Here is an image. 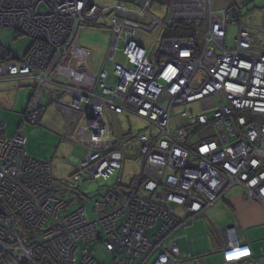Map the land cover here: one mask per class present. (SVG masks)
Returning <instances> with one entry per match:
<instances>
[{"label": "built area", "instance_id": "built-area-1", "mask_svg": "<svg viewBox=\"0 0 264 264\" xmlns=\"http://www.w3.org/2000/svg\"><path fill=\"white\" fill-rule=\"evenodd\" d=\"M132 2L138 9L92 0H0V29L32 41L24 58L0 61V81L36 83L25 121L35 125L45 105L54 103L73 126L84 123L77 140L86 155L73 181L116 177L114 185L100 189L105 195H85L94 220L84 207L65 214L71 202L56 187L51 164L31 158L23 129L9 138L0 118V264H42L44 257L50 264H101L88 249L95 243L113 256L112 264H188L192 257L180 252L176 234L205 217L232 188H243L246 199L264 206V50L249 33L264 37V9L261 24L252 27L242 21L240 0L219 11L212 0H172V21L182 16L200 24L198 42L165 37L164 20L150 13L153 0ZM102 20L113 32L110 70L102 69L94 91L56 85L61 93H48L46 85L78 32ZM231 25L238 33L228 49ZM121 42L124 64L114 62ZM111 71L117 85L110 82ZM195 103L202 112L183 111L185 124L173 128L174 108ZM124 113L159 131L138 138L131 147L135 158L127 155L129 139L107 118ZM192 127H211L216 137L193 143ZM138 158L142 170L125 184L126 162ZM234 233L215 229L224 263L260 264Z\"/></svg>", "mask_w": 264, "mask_h": 264}, {"label": "rangeland", "instance_id": "rangeland-1", "mask_svg": "<svg viewBox=\"0 0 264 264\" xmlns=\"http://www.w3.org/2000/svg\"><path fill=\"white\" fill-rule=\"evenodd\" d=\"M95 4L100 5H115V4H127L134 9H138L136 3H133V0H92ZM172 0H153L152 6L150 8V13L160 19L164 20L166 26H171L174 23L171 18L170 3ZM216 1V0H215ZM257 5L260 4L262 0H258ZM181 21L184 20L182 16H179ZM249 21V18L248 20ZM246 21V22H247ZM185 23L189 24L187 21ZM193 23V22H191ZM198 30L197 41L201 40V26L198 23L189 24ZM255 27V26H252ZM10 32V30H7ZM254 32V31H252ZM14 33V32H10ZM238 28L237 26H229L227 28V35L225 39V46L228 49L233 48L234 40L237 36ZM16 34V33H14ZM19 35V34H16ZM254 39L255 45L264 50V37L255 36ZM26 37L21 36L20 39H25ZM19 39V40H20ZM18 40V41H19ZM221 44H224V41L219 40ZM113 43V32L106 25V22L102 20L97 25H90L86 28L81 29L75 37L73 44L68 51L65 58L57 66L52 79L66 84L68 82H73L76 75L80 78L77 81V86L80 87H91L95 82V79L99 75L100 71L105 68L110 70L112 67V62L108 59L110 56V48ZM124 49V44L121 42L118 46V52L114 59L115 63H125V59L122 55ZM110 82L113 85L119 83L117 78H114L113 71L110 72ZM197 81L203 82V77H198ZM35 88H36V83ZM93 89V88H92ZM29 91L23 90V92L17 97H13V100L16 99V102L20 101L27 103V97ZM35 93V92H34ZM31 103V102H30ZM52 104V103H51ZM50 103L47 104L45 109L42 112L40 118V123L37 125H28L26 134L28 136L27 151L33 153H39V160L50 163L52 165L53 176L55 178V185L57 188L61 189L66 194V200L71 202L69 209L65 214H69L81 207H84L86 217L88 220H94L96 217L92 213L93 202L88 201L85 198V195L94 194L96 197L103 196L106 194L105 190L100 189L105 188L106 186L114 185L116 177L111 181H91L85 183H75L72 179L73 169L72 166L67 164L62 158L60 153H56L59 149L61 142V129H63L62 117L52 106L48 109ZM183 111H188L192 114H200L202 112L201 106L197 103L177 106L174 108V115L177 117L173 119L172 127L176 128L185 124V121L182 120L179 115ZM45 113V114H44ZM43 119V121H41ZM21 119H16L12 123L5 120L4 122L8 125V132L10 136H13L15 133L17 123ZM23 122V120H22ZM117 125L123 130V134L126 138L129 139L127 144V155L128 158L137 157V151L131 150L132 146L137 145V140L141 135H147L149 138H154L159 135V131L155 129L151 124L145 120L139 119L134 115L124 113L119 116ZM116 125V126H117ZM189 133L192 137L193 143H200L205 140H211L216 137V132L211 127H206L198 129L196 127L188 128ZM78 151H83L81 148H77ZM80 153H76V156L79 157ZM43 159V160H42ZM142 159L138 158L137 161L128 159L125 165L124 171V181L125 183L133 180V178L140 174L142 170ZM99 194V195H98ZM64 214V215H65ZM204 219H199L196 221V225L188 231H183L181 234L179 246L181 251H188L187 240L185 237L189 238L188 240L199 239L201 247L205 250L211 244V236L207 235L206 237L202 236V228L198 226L201 224ZM204 223V222H203ZM153 232L148 231L149 234ZM20 235L24 236V231H19ZM183 237V238H182ZM182 238V239H181ZM90 251H93L94 258L101 264H112L113 256L109 254L102 247L100 243H95L88 248ZM80 259V256L78 257Z\"/></svg>", "mask_w": 264, "mask_h": 264}, {"label": "crops", "instance_id": "crops-1", "mask_svg": "<svg viewBox=\"0 0 264 264\" xmlns=\"http://www.w3.org/2000/svg\"><path fill=\"white\" fill-rule=\"evenodd\" d=\"M258 2V0H240L238 8H240L242 21L248 26L257 27L262 22L264 0H262L259 5H257ZM212 6L215 11H219L232 7V2L231 0H212ZM248 18L249 21H247ZM10 32L5 29H0V48L4 49L5 51H8L9 54H11L15 59H22L28 52L32 41L30 38L27 37L25 39H20V36H17L16 34ZM249 33L253 36L254 39L257 38L255 36H260L255 35V33L251 31H249ZM99 75L97 76L95 82L92 84L91 87L77 86V81L80 79L77 75L73 82H68L66 84H62L56 81L55 79L51 78V83L46 85L45 90L54 97H57L61 93V89L57 88L59 85L72 86L84 91H94ZM56 85L58 86L55 87ZM24 89L29 91V93H27V103H19L20 101L16 102V99L13 100V97L17 98L23 92ZM35 91V84L30 80L11 78L4 81H0L1 119L3 121L7 120L10 123H12L18 118L21 119L17 123V127L13 136H10L8 132V125L4 122L7 126V134L9 138H13L20 128L23 129L24 134L27 136L26 130L28 128V124L25 126L22 120L24 113L29 108L28 106L30 105ZM49 103L50 106L48 107V109L53 106L55 110L59 113V115L62 117L63 121V129H61L60 131L61 142L59 149H57L56 153H60L65 162L72 166L74 175L80 166V162L85 158L86 155L85 149L79 144L77 140V129L79 127H83L84 123L82 121H79L78 126H73L71 123V117L64 114L63 111L59 109L54 103L51 104V102H48L47 104ZM47 104L45 105V107L47 106ZM107 118L109 120V123L114 127V130L121 134L123 130L116 123V121H118L119 116L109 115ZM43 119L41 121H43ZM78 147L81 148L83 151L76 150ZM27 153L31 158L41 161L39 160V153H33L29 151H27ZM76 153H80L79 157L76 156ZM44 163H47V161ZM100 192L101 190L98 191V193ZM178 210L181 211V209ZM183 217L184 216H182V218ZM200 219H204V223L202 222L201 224H198V226L202 228V236L206 237L207 235H210L212 238L211 244L205 250L203 249V247H201L199 239H193L189 241V238H187V236L185 237V239L187 240L188 251H181L179 246V237H181L182 232L192 229L194 225H196V221L199 219L187 225L176 234V239L180 252L183 255H190L192 257V260L188 264H225L224 255L221 252L222 241L221 238L215 234V229L221 231L222 233L228 229H233L235 231V235H232L234 241L239 242L243 246H249L252 251L253 258L258 263L264 264V206H262L258 202L246 199L245 190L243 188L239 186L232 188L226 194L224 199H222L219 203L210 208L207 211L206 216ZM228 238L232 237L228 236ZM195 241L198 243L200 248V254L198 255L194 254L196 252V246L194 243Z\"/></svg>", "mask_w": 264, "mask_h": 264}, {"label": "trees", "instance_id": "trees-1", "mask_svg": "<svg viewBox=\"0 0 264 264\" xmlns=\"http://www.w3.org/2000/svg\"><path fill=\"white\" fill-rule=\"evenodd\" d=\"M197 33H198V30L196 28H194L193 26H190L189 24L185 23L184 21H176L173 24H171V26H168L165 36L167 38H196ZM17 36L21 37L23 35H17ZM24 37H26V36H24ZM31 47H32V43H31V46H30L28 52L26 53V55L29 53ZM12 60H19V59H15L11 54H9L8 51H5L4 49L0 48V61H12ZM28 111H29V108L26 110V112L24 113V116H23V123L25 126L28 124L25 121V118H26V115L28 114ZM41 116H42V114H41ZM40 118L35 125L40 123ZM28 125H30V124H28ZM37 256L41 257L42 255L37 253ZM41 262H42V264H50L49 261L45 260V257H44L43 261H41Z\"/></svg>", "mask_w": 264, "mask_h": 264}, {"label": "water", "instance_id": "water-1", "mask_svg": "<svg viewBox=\"0 0 264 264\" xmlns=\"http://www.w3.org/2000/svg\"><path fill=\"white\" fill-rule=\"evenodd\" d=\"M195 243V246H196V252L194 253V254H200V248H199V245H198V243L195 241L194 242Z\"/></svg>", "mask_w": 264, "mask_h": 264}, {"label": "bare ground", "instance_id": "bare-ground-1", "mask_svg": "<svg viewBox=\"0 0 264 264\" xmlns=\"http://www.w3.org/2000/svg\"><path fill=\"white\" fill-rule=\"evenodd\" d=\"M248 255H244V256H239L237 258H234L233 261H237V260H242L244 258H246Z\"/></svg>", "mask_w": 264, "mask_h": 264}]
</instances>
